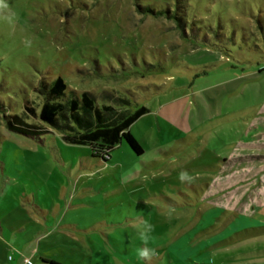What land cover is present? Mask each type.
I'll return each mask as SVG.
<instances>
[{
    "label": "rangeland",
    "instance_id": "rangeland-1",
    "mask_svg": "<svg viewBox=\"0 0 264 264\" xmlns=\"http://www.w3.org/2000/svg\"><path fill=\"white\" fill-rule=\"evenodd\" d=\"M5 3L0 264H145L144 222L152 264H264L250 257L264 251V228L228 230L240 214L264 222V0ZM58 76L99 101L149 107L131 126L144 153L124 140L105 161L57 133L11 131L8 117L39 111L40 81ZM181 171L194 181L181 183ZM216 206L224 212L208 227Z\"/></svg>",
    "mask_w": 264,
    "mask_h": 264
},
{
    "label": "trees",
    "instance_id": "trees-1",
    "mask_svg": "<svg viewBox=\"0 0 264 264\" xmlns=\"http://www.w3.org/2000/svg\"><path fill=\"white\" fill-rule=\"evenodd\" d=\"M140 9L146 14L151 13L156 16L165 12L156 11L150 5L142 6ZM166 12L170 13L169 10ZM175 18L179 21L180 26L184 25L182 17L175 16ZM260 28L264 31L262 24H260ZM37 91L42 97L40 110L37 111L34 106L27 104L22 115L9 116L7 126L11 131L34 137L57 133L65 143L86 146L90 149L92 156L105 161L109 160L111 152L124 140L138 155L144 153L143 146L131 132V126L141 116L150 112L149 107L142 105L133 109L129 99L111 94H106L105 98L108 100L99 101L91 91L69 90V85L62 76H58L50 82L43 78ZM233 187L232 185L226 189ZM223 212L224 209L217 206L209 210L206 214L210 221L208 227L216 225ZM240 219L255 223L256 226L238 228ZM197 227H202V223H199ZM228 227L230 228H228L229 235H231L246 229L264 228V222L253 216L240 214V218L232 221ZM206 229L207 227L196 228L195 235ZM220 236L217 235L218 239L214 240L213 244L227 237L223 234ZM260 252H251L250 257L264 256V251L262 254ZM50 262L62 264L54 260Z\"/></svg>",
    "mask_w": 264,
    "mask_h": 264
},
{
    "label": "clouds",
    "instance_id": "clouds-1",
    "mask_svg": "<svg viewBox=\"0 0 264 264\" xmlns=\"http://www.w3.org/2000/svg\"><path fill=\"white\" fill-rule=\"evenodd\" d=\"M7 7L8 6L5 3V0H0V11L6 10ZM179 179L181 183L191 184L195 177L189 174L187 171H181L179 173ZM173 211L174 209H169V216ZM151 230V225H148L147 222H144L143 225L138 228L139 238L143 242L144 247L137 249V259L145 262V264H152L153 259L157 255L155 248L148 247L149 240L152 239L150 236Z\"/></svg>",
    "mask_w": 264,
    "mask_h": 264
},
{
    "label": "built area",
    "instance_id": "built-area-1",
    "mask_svg": "<svg viewBox=\"0 0 264 264\" xmlns=\"http://www.w3.org/2000/svg\"><path fill=\"white\" fill-rule=\"evenodd\" d=\"M24 262H25V264L27 263V264H33V262L31 261V259H29V258H25L24 259Z\"/></svg>",
    "mask_w": 264,
    "mask_h": 264
}]
</instances>
